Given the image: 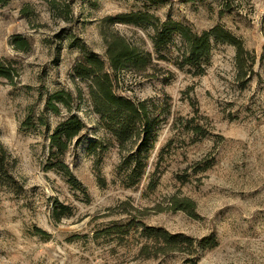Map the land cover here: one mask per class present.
Here are the masks:
<instances>
[{
  "label": "rangeland",
  "instance_id": "1",
  "mask_svg": "<svg viewBox=\"0 0 264 264\" xmlns=\"http://www.w3.org/2000/svg\"><path fill=\"white\" fill-rule=\"evenodd\" d=\"M131 13L197 34L222 27L256 57L254 74L240 79L236 48L223 43L213 45L203 75L180 70L179 41L159 54L151 29L117 20ZM115 34L152 61L144 73L113 75L116 94L145 102L156 123L125 148L102 128L88 84L74 73L87 55L109 69ZM0 66L11 73L0 77V148L8 155L0 264H264V0H9L0 4ZM57 92L73 96L70 112L48 109ZM70 115L89 128L63 157L77 186L51 151ZM96 140L103 144L90 153ZM185 199L195 218L174 210ZM63 207L71 214L58 221ZM140 223L193 238L195 247L155 254Z\"/></svg>",
  "mask_w": 264,
  "mask_h": 264
},
{
  "label": "trees",
  "instance_id": "2",
  "mask_svg": "<svg viewBox=\"0 0 264 264\" xmlns=\"http://www.w3.org/2000/svg\"><path fill=\"white\" fill-rule=\"evenodd\" d=\"M9 0H0L4 4ZM195 0H186L194 2ZM153 4H164L165 0H150ZM122 24L133 25L151 29L154 33L152 38L155 50L161 53H171L176 40L180 47L176 48L177 57L175 66L178 69L192 68L195 75H203L206 71L205 65L210 61L214 44H229L236 48V65L240 79H248L254 74L256 57L246 50L241 39L222 27L213 28L202 34L195 33L190 27L173 20L162 21L150 13H131L118 17ZM26 49H24L25 51ZM107 58L109 69L105 62L97 56H84L74 68L77 79L88 84L89 97L91 99L94 112L99 116L100 125L113 138L116 139L121 148L128 144H137L143 135H150L152 128L156 125L152 121L148 106L145 102L136 103L124 97H120L115 92V78L113 75L122 71H134L144 73L152 64L149 55L141 53L134 48L124 37L117 34L112 35L107 40ZM166 59V56H162ZM110 71L112 73H110ZM0 77L11 79V73L6 68L0 66ZM73 96L64 92L53 94L48 102V109L54 114H60L59 105L71 111ZM89 137L88 126L77 116L70 115L57 128L51 136L52 156L56 158V165L63 166L69 177L70 184L77 186L78 181L72 176L70 169L66 167L63 157L75 146L81 144ZM103 142L96 140L90 144V153L96 151ZM142 149L147 147V143L142 144ZM8 162L7 153L0 148V174L7 175L6 167ZM132 178V176H130ZM139 175L137 178L140 179ZM133 180V179H132ZM136 180H133L135 182ZM174 210L183 211L188 216L196 217V205L193 201L185 199L174 201ZM64 211L59 214L57 220L64 216H70V208L63 207ZM141 230V237L153 244L155 254H167L181 250L184 244L195 247V239L182 234L173 235L165 229L148 227L140 223L136 227ZM114 231H119L115 229ZM209 239L203 240L204 244H210ZM214 246V245H213ZM148 246L142 248V253L147 252Z\"/></svg>",
  "mask_w": 264,
  "mask_h": 264
}]
</instances>
